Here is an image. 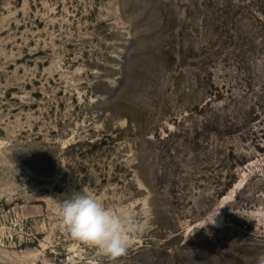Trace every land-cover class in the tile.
<instances>
[{
    "label": "rangeland",
    "instance_id": "rangeland-1",
    "mask_svg": "<svg viewBox=\"0 0 264 264\" xmlns=\"http://www.w3.org/2000/svg\"><path fill=\"white\" fill-rule=\"evenodd\" d=\"M83 192L149 220L126 255L62 225ZM262 253L264 0H0V264Z\"/></svg>",
    "mask_w": 264,
    "mask_h": 264
},
{
    "label": "clouds",
    "instance_id": "clouds-1",
    "mask_svg": "<svg viewBox=\"0 0 264 264\" xmlns=\"http://www.w3.org/2000/svg\"><path fill=\"white\" fill-rule=\"evenodd\" d=\"M62 225L71 237L118 258L127 254L132 233H143L149 220H137L131 214L117 213L86 193H76L61 203ZM212 224H215V217ZM264 264V253L257 258Z\"/></svg>",
    "mask_w": 264,
    "mask_h": 264
}]
</instances>
